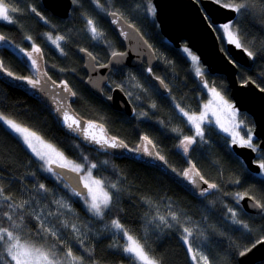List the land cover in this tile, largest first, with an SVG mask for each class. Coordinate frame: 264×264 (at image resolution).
I'll use <instances>...</instances> for the list:
<instances>
[{"label":"trees","instance_id":"16d2710c","mask_svg":"<svg viewBox=\"0 0 264 264\" xmlns=\"http://www.w3.org/2000/svg\"><path fill=\"white\" fill-rule=\"evenodd\" d=\"M4 1L18 4L15 23L0 22V36L5 37L0 41V61L5 69L13 76L29 77L30 68L16 51L38 44L43 48L48 69L56 79L67 80L73 84L75 81L83 82L82 59L78 53L80 47L89 48L97 55L96 40L84 31L86 27L81 20V16L86 17L90 7L87 4L91 2L74 0L71 17L59 19L43 8L41 0ZM140 1L106 0L101 5L120 11L138 26L153 44L159 57L154 72L166 82L169 93L165 95L159 91L157 85L144 76L143 69H126L123 71H127V75L120 76L117 81L122 86L129 85L130 82L138 85L135 89V94H139L136 103L138 108L140 103L148 112L146 117H129L122 120L115 113L109 114L106 104L82 84L77 85L81 89V96L77 94L76 98L82 100L78 107L87 117L111 125L117 130L112 133L117 132L127 140H133L137 134L139 138L141 135L146 136L173 171L184 174L192 167L199 171L204 179L215 183L217 190L197 195L152 165L132 157L113 155L85 143L76 134L62 129L52 111L25 87L0 78V112L7 113L13 120L54 143L78 164L92 168L93 174L111 190V202L104 215H94L79 200L74 199L73 194L78 193L75 189L60 176L58 178L52 173H47L35 155L0 122V188L3 189L0 193V227L13 230L22 240L31 238L40 244L43 240L35 236V233L40 231L39 225L43 221L44 226L53 229L59 237L57 240L56 237L46 236V243L61 253L71 248L75 256L83 257V264H142L122 251L123 246H126L125 237L112 227V221L118 220L128 235L139 241L149 257L158 261V264H197L189 245L196 248L194 240L199 235L191 234L187 242L184 241V234L187 235L184 232L186 227H182L180 221H177L176 227L167 230H158L149 222L154 213L164 218L168 215H179L189 226L201 225L203 234L205 230L210 234L214 228L212 239L208 244L199 247L200 252L210 256L215 264H240L238 255L264 238V218L244 213L246 224L232 230L216 222L213 214L216 217L228 216L229 210L236 207L242 193L255 196L264 203V178H258L259 175L251 172L243 160L224 145V135L214 124L204 126L206 131L203 132V137H197L187 152L180 150L181 140L194 135L195 130L181 118L177 109L173 108L174 104L167 99L171 96L179 103L182 99L189 102L193 100L196 103L193 108L185 107L188 111H199L201 87L197 81L200 79L193 73L192 61L183 52L182 47H175L162 35L156 19L150 22L144 12L139 13L142 11L138 8ZM220 1L246 5L237 14L235 24L241 45L253 53L254 64L250 68L240 67L239 78L242 81L253 79L264 88V0ZM85 2L87 4H82ZM32 8L42 13L44 18L35 16L31 12ZM98 16L101 29L108 32L106 37L115 39L105 15ZM47 19L51 20V26L46 25ZM45 34L52 38L63 36L60 46L64 51L48 52L42 41ZM111 37L109 41H112ZM116 42L118 49L120 41L117 39ZM108 57L109 54L103 59L99 56L97 58L105 60ZM212 76L229 96L226 77L222 74L212 75L206 70L205 78ZM135 78L138 80H134ZM240 114L252 128V116L246 112ZM133 127L139 131H133ZM259 157L264 162V152L260 151ZM92 165L96 167L93 168ZM112 184L116 185L115 189L111 188ZM40 185L44 187L41 188ZM4 197L11 199L6 200ZM69 203L76 213V218L67 225L72 227L74 223L78 224L81 229L79 233L69 231L70 227L61 225L60 220L49 216L57 209L65 212L64 207ZM21 204L24 205L22 208L19 207ZM9 215L11 220L8 219ZM250 215L253 221L248 220ZM52 220H56L60 225L59 230L54 229L57 223H52ZM14 224L21 227L15 228ZM0 264H10L6 253L0 257ZM256 264H264V260Z\"/></svg>","mask_w":264,"mask_h":264},{"label":"water","instance_id":"95a60500","mask_svg":"<svg viewBox=\"0 0 264 264\" xmlns=\"http://www.w3.org/2000/svg\"><path fill=\"white\" fill-rule=\"evenodd\" d=\"M155 6V19L159 25L162 35L175 47H181L183 42L195 51L201 63L211 74H223L226 77L229 88V95L234 101V106L241 111H246L254 118V134L260 140V146L264 148V88L260 87L253 79L245 81L239 78V66L244 65L250 68L254 64V56H249L244 47L237 48L228 42L226 49L221 47L216 25L234 21L237 17L236 12L230 8L223 7V2L217 3L216 0H152ZM45 6L53 10L56 15L68 16L73 5V0H43ZM34 14L42 17L36 10ZM108 20L125 45V50L113 53L108 61L97 64L94 55L89 50H82L85 69L87 70L86 83L88 87L97 95L103 96V86L108 80V74L112 68L123 66L138 67L143 62L153 67L157 63L156 54L147 39L139 29L128 22L119 12L113 11L108 14ZM154 79L160 90L168 92L162 79L156 78L152 73L149 74ZM0 76L4 77L0 68ZM44 80L39 85L28 88L33 92L43 104L48 106L58 117L59 124L68 129L67 123L63 121V114L67 112L73 119L79 120V126L73 125L71 128L87 144L99 149L107 150L113 155L132 157L140 162L151 164L163 172L183 183L185 187L195 194H199L208 187L205 179H201V173L192 168L188 176H179L173 171L159 156L153 148L150 153L141 149L132 150L119 138L106 131L104 124L98 121L82 118L71 106L69 99L72 93L66 89V84L58 83L51 79L45 72L42 73ZM205 75L199 76L203 81ZM20 78V77H19ZM19 86H24L25 81L17 76L14 79ZM109 104L121 111L133 113V106L127 95L119 87H116L112 96L107 98ZM71 121H68L70 123ZM91 136H95L101 143H96ZM115 142L121 146L110 147L103 144V140ZM126 145L127 147H124ZM235 153L240 155L246 162L248 169L259 172V164L253 161V148L241 146L233 143ZM60 164L52 162L50 167L59 174L73 189L79 194H86L88 187L82 177L81 171H73L70 167H60ZM199 173V175H196ZM242 206L253 213L262 211L261 205L253 197L246 195L241 200ZM264 241L260 239L254 247L253 245L243 252L245 255H238L241 264H256L264 260ZM239 262V263H240Z\"/></svg>","mask_w":264,"mask_h":264},{"label":"rangeland","instance_id":"374dc122","mask_svg":"<svg viewBox=\"0 0 264 264\" xmlns=\"http://www.w3.org/2000/svg\"><path fill=\"white\" fill-rule=\"evenodd\" d=\"M88 1H90L91 4H89V2H88V4L86 2L85 3H82V4H87V5L90 6L88 8L89 11L85 14V16L86 17H92L93 16V18H86V17L81 16V20H82L83 24L86 27V30H84V31H87L89 33L90 37L93 40H96V41L98 40L99 41V40H101L103 38V32L100 29H98V27H97V26H99L98 25V21L100 20V18H99L98 15H103V14L106 15L107 10H109L110 8H107L106 6L101 5V4H104L106 2V0H102V1H98V0H88ZM4 2L5 3H8L6 1H4ZM8 4L10 5V7H14V8L18 9V4H15L13 1H11V3H8ZM41 4H42V6L44 5L43 4V0H41ZM73 4H74V0H73ZM98 5H100V6H98ZM77 7L79 8L80 6H78V4H77ZM138 8L142 10V11L139 12L140 14L142 12L145 13V15L147 17V20H149L150 22H152L153 20H155V6H154V3H153L152 0H141L140 1V5H138ZM138 8L135 7V9L139 11ZM17 14H18V11L14 12V13L13 12H10V16L12 17V22H14V23H15V18L17 16ZM89 20L93 21V23H94V25H95V27L97 29L98 34L94 35L91 32L90 27L88 25V21ZM0 22H3V23H11V22H7V21H3V20H0ZM45 23L48 26H51L52 25V22H51L50 19H47ZM230 24L232 25L230 31H232L237 36V31H236L237 27H236V24H235V20L233 22H230ZM218 30H219V34L221 36L222 41L224 43H226V41H229L228 34H227V32L224 31L223 27H218ZM59 36H61V35H59ZM49 37H51L49 34H45L42 37V41L44 43L45 48L48 50V52L56 51L58 53H62L64 51V49H62L61 46H60V43H61L62 40L59 41V47H57V45L52 42L53 39H55V38H52L51 37L52 39H49ZM61 37H63V36H61ZM237 38H238V36H237ZM37 45L38 44H35L32 47L35 48V47H37ZM185 48L189 49L193 55H195V56L198 57L197 53L195 51H193L191 48H189L187 45L182 46L183 52L189 57V59L191 61H192L191 56H189L184 51ZM21 50L18 51V54H20V56L24 57L23 56V53H22L23 50L22 51ZM35 58L38 59L39 58V55L38 54H35ZM192 64H193V73L195 74V76L197 77V79L200 76V75H197L196 74V68L197 67H199L201 69L202 74L205 75L207 69L201 63L200 59L196 63H194L192 61ZM27 79L30 80V79H34V78L33 77H28ZM28 80H27V82H28ZM197 83H199V86L201 87V93H200L201 95H199V97H201V110L198 113H195V111L189 112L188 109L185 107V106H188V107L193 108L195 106V104H196V103L193 102V100L191 102H189V100H187V99H182L183 101H180V103H179L177 100H174L171 96H169L168 99H167V101L170 102L171 104H174L173 105V108L175 110L177 109V111L179 112V114L181 116H184V115L180 111V109H183L184 112H187L189 116H192V115L200 116L201 113H205V119L201 122V124H203V122L205 120L206 121L204 122V124L207 123V122H213V123L216 124L217 123V119H219V123H217V126L219 127L220 131L224 135V136H222L223 137V141H224V145L228 149L232 150L233 152H235V150L233 148V142H232L233 141V134L234 133H237L238 134L235 137L237 139V141H241L242 139L243 140H248L250 138L251 141H252V144H253L254 143L253 140L256 139V136H255L254 131H253L254 126L251 128V127H249L247 125V123L245 122V118H243V115L240 114V111L238 110V108L234 106V101L231 99L230 95L228 96V93H224L223 92L224 90L219 86L220 84L217 82V79L214 76H212V77H210L208 79L205 78L203 81H201V80L200 81H197ZM130 84L133 87L132 88L133 90H132V93L131 94H132L133 98L138 102L139 94H135V89H136V87L138 85L136 83H134V82H131ZM205 85H207V86H205ZM150 86L152 87L151 84H150ZM212 89H215L216 92L219 93V96L220 97H223V100L224 101H226L228 104H230V105L233 106V109L232 110L235 111V113H236L235 117H232L230 115V112L224 106L221 105L220 98L217 97V96H215L213 94V92L211 91ZM150 96H151V92H150ZM138 105H139V108L137 110L136 117L139 118V119H142V118H144V117L147 116L148 112H146L142 108V104L138 103ZM205 105H209L208 109H205ZM213 113H215V115ZM0 114H3L8 119L13 120L5 112H0ZM184 117H186V116H184ZM0 122L3 123L2 121H0ZM18 124H20V123H18ZM20 125H22V124H20ZM221 125H223V127H221ZM22 126H24V125H22ZM191 126L195 129L194 125L191 124ZM24 127H26V126H24ZM224 127L228 128L229 131L225 132L223 130ZM30 130L33 131L32 129H30ZM246 130H248V131H246ZM13 134H15V133H13ZM15 135L17 136V134H15ZM37 135L40 136L39 134H37ZM194 136H195V138H197V137L199 138V136H196V130L194 132V135H192L190 137H194ZM41 138L43 139V141L46 144L52 145V147L55 149V152H52L51 149H45V148H43L42 145H37L39 148H41L42 151H46V152H48L50 154V160H40L39 157H37L33 153L35 155V157L40 161V164L42 165L43 169L47 173L48 172L49 173H52L54 176H56L58 178L60 176L59 174L54 173L53 170L52 171H48V169L50 167V163H52V162H55V163H58V164H66L67 167H70V168H73L74 166H79V171L82 172L83 179L85 180L84 182H85V184H88L89 187L92 189V194H89V188H88V192L86 194H78L77 193L75 195L73 194V197H74V199L79 200L80 203L82 205H84V207L86 209H88V206H89V204H90V202L92 200V195L93 194L96 195L99 198H102L103 197V193L104 192H107L111 196V190L107 187V185L105 183H103V181L100 178H98V176H95L93 174L92 168H89L87 166L81 165L82 163L81 164H78L76 161H74L71 158H69L54 143H52V142L44 139L43 137H41ZM19 140H20V138H19ZM183 140H184V138L181 140V142L179 144V148H180V150L182 152H185L184 149H183V147H182V141ZM193 144H191V145H193ZM239 144H241V143H239ZM191 145H189V146H191ZM25 147L27 148V146H25ZM56 153L62 154V157L63 158H61L60 156H57ZM189 172L190 171H187V173H189ZM89 173H91V175H89ZM182 175H184V174H179V176H182ZM258 178H260V179H263L264 178V170L262 172H260V175H259ZM97 180L98 181H101L102 183L100 185H97L95 183V181H97ZM207 182H209V181H207ZM212 184H215V183L209 182V185H212ZM209 185H208V187H206L204 190L201 191V192H203L202 194H205V193L206 194H209V193L217 190V187H215V188H209ZM70 190L73 191L72 189H70ZM187 190H189V189H187ZM189 191H191V190H189ZM64 208L66 209L65 212H60V210L57 209L52 214H49V216H52V218H54V219L60 220L61 221V225H65L66 227H70L69 228V231H73V233H79L81 229H80V226L78 224H75L74 223L72 225V227H71L70 224H69V226L67 225L68 222H71V220H75V218H76V213L73 211L72 205L69 203V205L66 206V207H64ZM106 210L107 209L104 210V213H105ZM244 213L249 214L245 210V208L242 206L240 199H238L237 200L236 207H233L231 209V211L228 212V214H229L228 216H224V215H221L220 216L219 215V217H216L213 214V218L217 219L216 222L218 221L222 226L225 225V226H228L229 228H231L232 230H234L235 228L238 229V227L241 224H244V225L246 224V219H245V216L243 215ZM173 216H175V215H168L167 217H165L164 221H161L159 219L160 218L159 217V214L154 213L153 214V217L151 218V220L149 222L151 223V225L154 228H156L158 230H160V229L167 230L170 227H173V226L176 227L177 221H180L181 222L180 224H182V227H184V228L186 227L187 229H189L193 236L199 235L194 240V243L196 245V248H193L192 245H191V252L194 253V255H195L196 263L197 264H204L203 260L201 259V256H205V257L208 258V264H215L212 261V259H211L210 256H208L207 254L205 255V254H203L202 252H200L198 250L201 245H203L205 243L208 244L210 242V239H212V233L214 232V228H213V230H212V232L210 234H208V230H205V233L203 234V230H202L201 225L192 227V226H189V224H187V221L185 219H183L182 217H180L179 215H176L175 216L176 219H173ZM248 220L249 221H253L254 219L250 215V217H249ZM51 222L52 223H57L56 220H52ZM217 224L218 223H216V225ZM59 227H60V225L57 223L56 224V227L54 229L55 230H59ZM185 236H186V234H184V237ZM124 237H125V241H126V245H127V243H128L127 237L126 236H124ZM188 240L189 239H187V242H188ZM40 244H43L45 248L51 247V246H49V244L46 243L45 240H43ZM56 252H57V256L59 258H61V259L64 258V254L65 253H61L58 250H56ZM138 262H140V261H138ZM140 263H142V262H140ZM113 264H125V263L118 262V263H113ZM240 264H241V262H240Z\"/></svg>","mask_w":264,"mask_h":264},{"label":"snow or ice","instance_id":"6c2138e0","mask_svg":"<svg viewBox=\"0 0 264 264\" xmlns=\"http://www.w3.org/2000/svg\"><path fill=\"white\" fill-rule=\"evenodd\" d=\"M217 3H220V0H216ZM223 7L230 8L236 13H240L241 9L245 8L246 5L244 3H238V4H230V3H224ZM18 9L14 7H10L8 3H5L4 0H0V20L12 22V17L10 16V12H16ZM33 12H35V9H32ZM154 11V10H153ZM88 25L90 27L91 32L96 35L98 34L97 29L93 23V21L89 20ZM232 25L231 24H225L223 26V29L225 32H227L229 37V42L234 44L237 48L242 47L240 40L237 38V36L230 31ZM5 37L0 36V41L4 40ZM49 39H52L49 37ZM63 37H56L53 39V43L59 47V41L62 40ZM34 52H39V48H34ZM184 51L191 56V59L194 63L198 62L199 58L191 53V51L187 48L184 49ZM244 51L247 52L249 56H252L253 53L251 51H248V49H244ZM31 56V54H29ZM32 65L37 64L36 59H32L31 61ZM2 64H0V68H2ZM196 74L202 75L201 69L199 67L196 68ZM8 76H11L12 73L8 72ZM17 79H20L17 77ZM28 83L31 84L33 87H36L39 85L38 80H28ZM207 86V85H205ZM213 94L220 98L221 105L224 106L229 112L232 117H235L236 113L233 111V106L228 104L226 101L223 100V97L219 96V93L216 92L215 89L211 90ZM74 95V94H73ZM209 105H205V109H208ZM180 111L183 113L184 116L188 118V121L194 125L196 130V136L203 137L204 133L201 128V122L205 119V113H201L200 116H189L187 112H184L183 109H180ZM215 115V113H213ZM0 121L3 122V124L10 129L13 133L17 134V136L20 138L22 143L27 146L28 149L31 150L32 153H34L37 157H39L40 160H50V154L46 151H42L41 148H39L37 145H42L45 149H51L52 152H55V149L50 144H46L43 139L37 135L36 132L31 131L29 128L24 127L20 124H18L16 121L8 119L3 114H0ZM63 121L67 123L68 128H72L73 125L79 126V120L73 119L67 112H64L63 114ZM68 121H71L68 123ZM217 123H219V119H217ZM223 127V125H221ZM225 132L229 131L228 128L224 127L223 129ZM237 133L233 134V143H241V146H246L249 148H253L255 150V146L252 144L251 139L248 140H241L237 141L235 138ZM90 139L95 141L96 143H101V140H97L95 136H91ZM145 140L148 138L145 137ZM196 142V138L194 137H185L182 141V147L185 152L188 151L189 145ZM150 144L151 141H148ZM103 144H106L110 147H119L121 145L110 142L107 139L103 140ZM124 147H127L124 145ZM145 151H148L147 148L144 149ZM57 156L62 157V154L56 153ZM163 159V157H160ZM60 167L67 166L66 164H60ZM92 167H96L95 165H92ZM259 167L261 169H264V162H261L259 164ZM73 171L79 170V166H74ZM48 171H52V169L49 167ZM91 175V173H89ZM185 176H188V173H184ZM196 175H199V173H196ZM203 179V177H201ZM97 185H100L101 181H95ZM207 183V181H205ZM41 188H43V185H40ZM85 187L89 188V194H92V189L89 187L88 184H85ZM217 187L215 184L209 185V188H215ZM111 188L115 189L116 185L112 184ZM3 192V189L0 188V193ZM6 200H10L11 197H4ZM111 202V196L107 193H103V197L99 198L96 195H92V200L88 206V210L92 212L96 216H103L104 210L109 207V204ZM24 205L21 204L19 207H23ZM11 207V205H10ZM264 207V206H262ZM231 211V210H229ZM9 220L12 219V217L9 215ZM23 217L21 216V220ZM39 220V217L36 218ZM161 221H164V217L159 218ZM173 219H176L175 216H173ZM15 228L21 227L19 224H14ZM40 231L35 233V236L39 237L41 240H45L46 236H52L56 237L57 240H59V237L57 236L56 232L51 228H46L44 226L43 221L40 222ZM112 227L118 230L120 233H122L124 236L127 237L128 243L126 246H123L122 251L124 253H127L134 261H140L142 264H158V261H156L153 258H150L149 255L146 253L144 246L137 240H135L131 235H128V232L126 229H124V226L118 221L113 220L112 221ZM184 232L187 233V235L184 237L185 241H187L188 237L191 236V232L189 229L185 228ZM82 243V241H81ZM260 243H264V241H261ZM255 245H253L254 247ZM54 247V246H53ZM189 250L191 251V245H189ZM6 253V256L8 260L10 261V264H83V257L82 256H75L72 252L71 248H68L67 251L64 254V258L61 259L57 256V252L53 250L52 247L45 248L43 244H38L33 239H24L22 240L21 236L16 234L13 230H9V228L0 227V257H3V255ZM245 252H241L240 255H245ZM193 259H195V255L193 256ZM201 259L203 260L204 264H208V258L205 256H201Z\"/></svg>","mask_w":264,"mask_h":264},{"label":"flooded vegetation","instance_id":"af4514ba","mask_svg":"<svg viewBox=\"0 0 264 264\" xmlns=\"http://www.w3.org/2000/svg\"><path fill=\"white\" fill-rule=\"evenodd\" d=\"M43 4H44V2H43ZM43 8L47 11V12H49L50 14H52L53 16H55V17H57V18H59V19H68V18H70L71 17V13H72V9H73V6L71 7V9H70V12H69V15L68 16H59V15H56V13L53 11V10H50L49 8H47L46 6H45V4L43 5ZM32 9H35V8H32ZM32 9H31V12L33 13V11H32ZM36 10V9H35ZM37 11V10H36ZM113 11H117V12H119L120 13V11H118V10H115V9H109V10H107V13H106V15H105V17H106V20H107V23H108V25L110 26V28L112 29V31L114 32V34H115V39L113 38V37H111L112 38V41H109V38L108 37H106V32L107 31H103L102 29H101V21H98V25L99 26H97L98 27V29H100L102 32H103V38L101 39V40H97V41H95V51H96V53H97V55L99 56V58L100 59H103V57H105V55H107V54H109V57L107 58V59H105V60H99L97 57V55L92 51V50H90L89 48H86V47H80V49H79V56H80V58L82 59V64H81V69H82V77H83V82L82 81H75L74 82V84L73 83H71V82H69V81H67V80H63V81H61V80H58V79H56L57 77L55 76V75H52V73L50 72V70L48 69V66H47V60H46V55L45 54H43V49L41 48V46H39V45H37V47H35V48H39L40 49V51L37 53V52H34L33 51V47H31V48H25V49H22L21 51H22V53H23V56L24 57H22V56H20V54H18V51H16L17 52V54L22 58V60L28 65V67L30 68V71H31V74L29 75V77H33L34 79H30V80H38L39 82H41L42 80H44V76H42V73L43 72H45L51 79H53V80H55L56 82H58V83H64V84H66V89H68L71 93H72V99H69V102H70V104H71V106H72V108L82 117V118H84V119H88V120H93V121H98V122H101L102 124H104L102 121H99V120H97V119H93V118H89V117H87L86 115H85V113H83V111L78 107V104L82 101V100H80L79 98L77 99L76 98V96H77V94H78V96H81L80 95V90L81 89H79V87L77 86V85H79V84H82L83 86H85L86 87V89L92 94V95H94V96H96V97H98V98H100L105 104H106V106H107V108L106 109H109V114L110 113H115L116 115H119L120 116V118L122 119V120H124V119H129V117H133V118H135L136 117V115H137V110H138V106H137V103H136V100L133 98V96H132V85L131 84H129V85H127V84H123L124 86H122L121 84H119L118 83V81H117V78H119L120 76H122V77H125L126 75H127V71H123V70H126V69H137V68H141V69H143L144 71H145V74H144V76H147V78L150 80V81H152L154 84H156L157 85V88H158V90L159 91H161L160 90V88H159V85H158V83L154 80V79H152V77L149 75L150 73H152L153 74V76L154 77H156V78H160V79H162L161 77H159V76H157V75H155V69H156V65H157V63H158V60H159V57H158V53L156 52V49H155V47L153 46V44H151L150 43V41L147 39V37L143 34V32L140 30V28L138 27V26H136L133 22H131V21H129L122 13H120L128 22H130L131 24H133L134 26H136L138 29H139V31L143 34V36L147 39V41L149 42V44L152 46V48H153V50H154V52H155V54H156V58H157V63L153 66V67H150V66H148L146 63H142L140 66H138V67H132V66H123V67H121V68H112V70H111V72L108 74V80H107V82H106V84L103 86V90H102V93H103V96H99V95H97V94H95L89 87H88V85H87V83H86V80H87V76H88V74H87V70L85 69V62H84V57H82V55H81V51L82 50H84V49H86V50H89L90 51V53L92 54V55H94V57H95V59H96V62H97V64H102V63H104V62H106V61H108V59L110 58V56L113 54V53H115V52H118V51H123V50H125V45H124V43L121 41V39L119 38V36L117 35V33L114 31V29L112 28V26H111V24H110V22H109V20H108V14L110 13V12H113ZM38 12V11H37ZM39 14H41L42 15V17H39L37 14H35V16H37L39 19H43L44 18V15L42 14V13H40V12H38ZM34 14V13H33ZM230 22H233V21H230ZM230 22H227V23H224V24H219V25H216L215 26V28H216V31H217V34H218V36H219V40H220V43H221V47L223 48V49H226V44L229 42V41H226V43H224L223 41H222V39H221V36H220V34H219V30H218V27H223L225 24H230ZM108 33V32H107ZM117 39H118V41H120V45H119V48L118 49H116L117 48ZM170 42V41H169ZM183 44H185L186 45V42H183L182 43V45H181V47L183 46ZM180 47V48H181ZM177 48H179V47H177ZM29 54H31V56H29ZM35 54H38L39 55V58L38 59H36L35 58ZM32 59H36L37 60V64L36 65H32V63H31V61H32ZM0 64H1V61H0ZM3 66V65H2ZM240 67H245L244 65H240L239 66V69H240ZM245 68H247V67H245ZM2 72H3V74H4V77H1L0 76V78H2L3 80H10L9 78H12V79H14V77H16V76H13V75H11V76H8L7 75V73L9 72V71H7L6 69H5V67L3 66L2 68ZM207 69V68H206ZM120 71H123L122 73H120ZM129 72H132V70H128ZM208 71V70H207ZM134 72V71H133ZM209 73V72H208ZM211 74V73H210ZM212 75H215V74H212ZM223 75V74H222ZM17 77H19V76H17ZM56 77V78H55ZM205 77V76H204ZM20 78H22L24 81H25V85L24 86H19L18 84H17V82L14 80V81H12V80H10V81H12V82H14V83H16V85L17 86H19V87H25V89L26 90H28V91H30L32 94H33V92L28 88L29 86H31V84H29L28 82H27V78H28V76L27 77H20ZM140 78V77H139ZM134 80H138L137 78H135ZM163 80V79H162ZM163 82L165 83V86L167 87V85H166V82L163 80ZM131 83V82H130ZM116 87H119V88H121L122 90H123V92L127 95V97H128V99H129V101L131 102V104H132V106H133V113L132 114H128V113H126V112H124V111H121V110H119V109H117V108H115V107H112L110 104H109V102H108V100H107V98L108 97H110V96H112V94H113V91H114V89L116 88ZM125 87V88H124ZM167 89H168V92L167 93H164V94H168L169 93V88L167 87ZM127 90V91H126ZM141 91H142V89H141ZM162 92V91H161ZM163 93V92H162ZM74 94V95H73ZM37 98V97H36ZM85 103H87V102H85ZM77 104V105H76ZM45 105V104H44ZM46 106V105H45ZM47 108H49L48 106H46ZM79 108V109H78ZM50 109V108H49ZM51 111H52V109H50ZM201 110V109H200ZM199 110V111H200ZM239 110V109H238ZM199 111H196L195 113H198ZM240 111V113L241 112H246V111H241V110H239ZM189 112H191V111H189ZM52 113L54 114V116H55V119H56V121H57V123L59 124V122H58V117L55 115V113L52 111ZM247 113V112H246ZM249 114V113H248ZM137 118V117H136ZM181 118H183L184 120H185V122L189 125V126H191V123L188 121V118L187 117H184V116H182ZM253 118V117H252ZM138 119V118H137ZM253 120H254V118H253ZM206 121V120H205ZM204 121V122H205ZM17 122V121H16ZM204 122H203V124H201V128H202V130H203V132L204 131H206L205 130V128H204V126L206 125V124H209V123H211V124H214L218 129H219V127L217 126V123L215 124V123H213V122H207V123H205L204 124ZM109 124V123H108ZM133 125H134V123H133ZM59 126L62 128V129H64L60 124H59ZM104 126L106 127V131H108L110 134H112V135H114V136H116L117 138H119L124 144H126L129 148H131L132 150H137V149H141V150H143V151H145L144 149L145 148H147L148 149V151H145V152H147V153H150L151 152V150L154 148L156 151H157V149L155 148V146L152 144V143H148V141H149V139H147V140H145L144 138L146 137V136H144V135H141L140 136V138L138 137V134L136 135V137L133 139V140H127V139H125V138H123V137H120L119 135H118V133L117 132H115V133H112V131H117V130H114L113 128H112V126L111 125H105L104 124ZM133 129V131H139V130H137L136 128H132ZM65 131H70V132H72L73 134H76L77 135V133L75 132V131H73L72 129H70V128H68V129H64ZM195 130V129H194ZM220 130V129H219ZM119 131V130H118ZM243 131V130H242ZM246 131H248V130H246ZM253 131H254V128H253ZM78 136V135H77ZM79 137V136H78ZM80 138V137H79ZM81 139V138H80ZM197 139V138H196ZM82 140V139H81ZM83 141V140H82ZM254 141V143H253V145L255 146V150H253L254 151V157H253V161L255 162V163H257V164H260L261 162H263V160L259 157V152L260 151H262V152H264V148H262L261 146H260V140L256 137V139H254L253 140ZM237 144H239V143H237ZM239 145H241V144H239ZM93 146V145H92ZM97 148V147H96ZM99 149V148H98ZM100 150H103V149H100ZM104 151H107V150H104ZM157 153L159 154V156L160 157H162L161 155H160V153L157 151ZM112 154V153H111ZM238 155V154H237ZM241 159H243L240 155H238ZM134 159V158H133ZM163 161H164V159H162ZM138 161V160H137ZM260 161V162H259ZM165 162V161H164ZM243 162H245V160L243 159ZM143 163H145V162H143ZM145 164H148V163H145ZM149 165H151V164H149ZM245 165L247 166V164H246V162H245ZM153 166V165H152ZM155 167V166H154ZM157 168V167H156ZM159 169V168H158ZM192 169V167H190L189 169H187L185 172H187V171H190ZM264 169H261L259 172H255V171H252L251 170V172H253L254 174H257V175H260V172H262ZM54 172V171H53ZM54 173H56V172H54ZM202 176V175H201ZM61 177V176H60ZM83 177V176H82ZM203 177V176H202ZM62 178V177H61ZM204 179V178H203ZM84 180V179H83ZM206 180V179H205ZM85 181V180H84ZM85 183V182H84ZM198 195V194H197ZM246 195H249V196H251V197H253L255 200H257V202L261 205V207L262 206H264V203H262L259 199H257L255 196H252V195H250V194H248V193H242V195H241V197H240V201L242 200V198L244 197V196H246ZM246 210V209H245ZM247 211V210H246ZM247 212H249V211H247ZM249 214H251L253 217H256V218H264V207H262V211L260 212V213H253V212H251V213H249Z\"/></svg>","mask_w":264,"mask_h":264},{"label":"bare ground","instance_id":"6f19581e","mask_svg":"<svg viewBox=\"0 0 264 264\" xmlns=\"http://www.w3.org/2000/svg\"><path fill=\"white\" fill-rule=\"evenodd\" d=\"M172 177V176H171ZM175 179V178H174ZM180 183V182H179ZM209 183V182H208ZM184 187H185V185L183 184V183H181ZM186 188V187H185ZM187 189V188H186ZM249 212L248 213H251V211L250 210H248Z\"/></svg>","mask_w":264,"mask_h":264},{"label":"clouds","instance_id":"9594fccd","mask_svg":"<svg viewBox=\"0 0 264 264\" xmlns=\"http://www.w3.org/2000/svg\"><path fill=\"white\" fill-rule=\"evenodd\" d=\"M63 179V178H62Z\"/></svg>","mask_w":264,"mask_h":264}]
</instances>
